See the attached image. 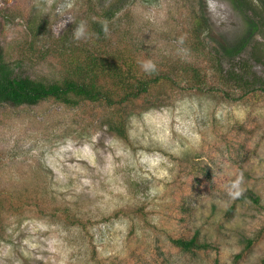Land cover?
<instances>
[{"label":"rangeland","instance_id":"374dc122","mask_svg":"<svg viewBox=\"0 0 264 264\" xmlns=\"http://www.w3.org/2000/svg\"><path fill=\"white\" fill-rule=\"evenodd\" d=\"M197 15L209 47L243 32L229 0H0L14 75L56 81L72 50L118 48L139 73L151 60L153 75L179 74L174 89L115 111L0 104V264H264V96L224 88L217 72L249 60L264 78V61L246 59L251 48L210 61L194 48ZM81 21L87 37L75 40ZM255 41L264 50V38ZM181 66L199 68L201 81ZM116 114L127 139L106 125ZM237 177L242 195L232 199L226 186ZM195 233L207 250L175 246Z\"/></svg>","mask_w":264,"mask_h":264},{"label":"trees","instance_id":"16d2710c","mask_svg":"<svg viewBox=\"0 0 264 264\" xmlns=\"http://www.w3.org/2000/svg\"><path fill=\"white\" fill-rule=\"evenodd\" d=\"M243 19L244 29L234 43L219 41L217 47H209L205 42L201 43L200 36L207 31L205 19L197 15L195 25L192 27L191 36L194 38L195 50H199L205 57L214 62H219L218 55L228 60L243 56L251 48L246 59L257 62L264 61V50L258 48L256 37L264 38V7H258L257 0H229ZM264 5V2L262 3ZM201 47H198L199 44ZM197 44V45H196ZM253 45V46H252ZM84 49V48H83ZM109 50L104 57L99 56L95 50H72L71 67L63 72L62 78L48 82L45 79H34L30 76L14 75L13 68L3 58L0 45V104L13 106H35L43 101H55L69 107H78L81 102H91L114 108L131 105L136 100H148L154 92L169 84L174 89L176 80L172 76L179 74L173 71L172 75H163L159 72L153 75L139 73V67L133 63V58L125 56L126 51ZM245 59V58H244ZM247 61L232 64L223 72L217 68L220 83L224 88L236 86L242 92L259 91L264 96V78L252 71V66ZM183 74L190 80L201 81V70L197 67H182ZM202 83V82H201ZM156 95H167L169 91H159ZM108 129L119 138L127 139V124L122 116L116 114L107 121ZM257 202L258 199L256 198ZM189 213L188 209L183 208ZM233 210V207L230 209ZM174 244L181 250L193 253L194 250H207L210 245L200 242L197 233L192 237H178ZM253 239L247 246L253 244ZM249 249V248H245ZM241 256V254L236 255Z\"/></svg>","mask_w":264,"mask_h":264},{"label":"clouds","instance_id":"9594fccd","mask_svg":"<svg viewBox=\"0 0 264 264\" xmlns=\"http://www.w3.org/2000/svg\"><path fill=\"white\" fill-rule=\"evenodd\" d=\"M57 11L59 12L60 10L58 9ZM67 22H71V18L65 19L62 23L65 26ZM72 35H73V39L75 40H80L87 37L86 25L83 21L76 24V26L72 30ZM139 66L141 70L146 74H151L156 71V65L151 60L142 61L140 62ZM240 184H241V178L237 177L236 180L232 181L230 184L226 186V192L230 198L236 199L242 195Z\"/></svg>","mask_w":264,"mask_h":264}]
</instances>
